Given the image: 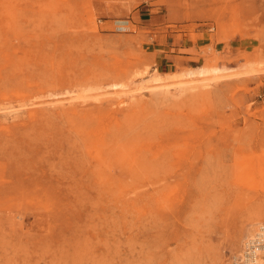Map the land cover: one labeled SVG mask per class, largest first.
<instances>
[{
	"label": "rangeland",
	"instance_id": "rangeland-1",
	"mask_svg": "<svg viewBox=\"0 0 264 264\" xmlns=\"http://www.w3.org/2000/svg\"><path fill=\"white\" fill-rule=\"evenodd\" d=\"M262 224L264 0H0V264H248Z\"/></svg>",
	"mask_w": 264,
	"mask_h": 264
},
{
	"label": "bare ground",
	"instance_id": "bare-ground-1",
	"mask_svg": "<svg viewBox=\"0 0 264 264\" xmlns=\"http://www.w3.org/2000/svg\"><path fill=\"white\" fill-rule=\"evenodd\" d=\"M198 68V67H197ZM222 68L220 67H199L198 70H188L186 72H184L183 74H185L186 76H189V78H192L196 75H201L202 77L207 74V73H210V72H215L217 73L218 71H221ZM200 76V77H201ZM160 79V76L159 75H154L152 77V81H158ZM205 79V78H204ZM192 80L193 79H189L190 81V86L191 87H195V86H198V85H192ZM203 80V78H202ZM188 81V82H189ZM198 83V82H197ZM203 86V85H202ZM200 87V86H199ZM197 88V87H196ZM114 89V88H113ZM71 98V97H70ZM72 100V99H71ZM70 100V101H71ZM264 228V224H262V226L259 227V230H258V233L257 235H264V231H262L261 229ZM257 235H255L256 237L253 238V239H256L257 238ZM251 238H249L248 242L250 241ZM252 240V239H251ZM248 242L246 243V247L244 249H242V251L240 252L241 253V257H242V260L246 261L248 264H264V251L262 252H259L258 249H250V253H248Z\"/></svg>",
	"mask_w": 264,
	"mask_h": 264
},
{
	"label": "built area",
	"instance_id": "built-area-1",
	"mask_svg": "<svg viewBox=\"0 0 264 264\" xmlns=\"http://www.w3.org/2000/svg\"><path fill=\"white\" fill-rule=\"evenodd\" d=\"M262 231H264V228L261 229ZM253 239V238H251ZM250 242H248V253H250V249H264L262 247H264V235H257L256 239L251 240Z\"/></svg>",
	"mask_w": 264,
	"mask_h": 264
},
{
	"label": "crops",
	"instance_id": "crops-1",
	"mask_svg": "<svg viewBox=\"0 0 264 264\" xmlns=\"http://www.w3.org/2000/svg\"><path fill=\"white\" fill-rule=\"evenodd\" d=\"M181 47H183V48H190V47H195V45H193V43L191 42L190 44H188V43H184V44H182V46ZM157 53L161 56V54H163V56H161V61L159 62V64H168L169 62L168 61H166V57H164V56H172V55H174V54H169V53H167V52H165V53H161L159 50L157 51ZM163 58V59H162Z\"/></svg>",
	"mask_w": 264,
	"mask_h": 264
}]
</instances>
